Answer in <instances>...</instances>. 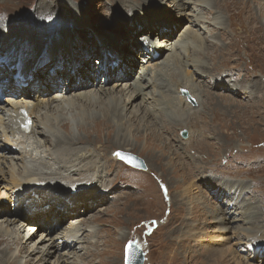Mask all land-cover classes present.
<instances>
[{
	"label": "bare ground",
	"instance_id": "bare-ground-1",
	"mask_svg": "<svg viewBox=\"0 0 264 264\" xmlns=\"http://www.w3.org/2000/svg\"><path fill=\"white\" fill-rule=\"evenodd\" d=\"M125 1L133 2V0H111L110 12H118L120 7L126 3ZM191 1H193L191 3L195 4L197 7V9H195V7L192 8L194 13L191 14L187 13V8H184L182 5H179L180 7L178 3L174 5L177 10L179 9L181 11V13H179L180 17H178L179 20L186 18L188 21L187 27L183 30V33L180 34L181 37L179 36L176 41L170 40L169 36L172 37V35L175 34V31L172 29L179 27V24L175 23V20L167 14L164 15L165 18L163 15L158 17L161 8L164 6L168 8L169 12L176 11L168 7V4L160 5L157 2H153V5L149 7L151 9H147V4L144 5L146 0H139V2L136 0L135 4L138 5L137 8L130 5L132 15H125V13H120L119 11L120 15L123 17L118 18L119 15L116 17L105 16L103 21H97V26L101 28L99 31H102L101 35L97 34L98 37H101L99 39L95 37L92 38V36H90L89 39L77 36L78 34L87 36L85 30H80L78 33H75V35L73 33V35H66L65 38H59L56 45L53 44V46L46 50L51 54V62L54 61L55 63L59 61L57 59L58 57L61 58L63 55H67L68 59H65L63 63L66 69L55 68L52 72L47 71L46 74L41 72L44 70L35 71V69H32L33 79L30 82L28 81V85L22 87L21 85L15 86L13 79H10L8 76V74H10L9 71L14 72L10 68V65L17 60H13L10 64L5 61V58L11 59L15 56L13 53L15 48L4 50L6 48L0 47L1 87L7 95H13L12 97L15 98V100H10L8 102H0V183L6 181L10 191L9 193H0V214H5V219L0 222L7 223L6 229L2 224L0 225V244L1 242L3 243V241H7V244L12 245V247L17 243H23L29 246V249L25 247L29 252L26 251L24 254L18 252L17 255L12 256L11 260H8V250L3 248L0 250L2 255H0V264H31V261L34 259L32 257L37 255H41L40 257H44L43 259H46V261L50 259L53 260L55 257L49 264H82L83 261H89L86 260V256H90L91 259L93 249L90 245L83 248L85 249L82 255L84 260L81 255H78V245L83 241H87L88 244L96 246V242L89 243L90 240H88L96 228L91 226L90 233L85 234V231H88V225L83 226L85 221L80 219L82 214H80L81 212L78 213V210L84 209L82 211L85 212L86 208L88 210L95 209L99 203L106 201L105 195L110 194L115 188L117 190L119 187H116V178H110V175L107 173L105 176L102 175V168L107 165V160L103 163L100 159L97 160L95 158V152L99 150L103 151L106 158H108V148L104 147V145H102L103 143H101L103 140L101 139V141H99L98 139L94 140L88 137L84 139L75 135V133L69 131L70 123L69 121H65L66 117L63 119L62 124L61 120L53 119L54 113L60 108L63 109L59 110V113L62 115L65 113L67 114L69 109L74 107L80 109L79 117L81 120L77 125V129L79 131H84L85 134L87 133L86 130L89 124L96 123V131L98 133H101L102 128L103 130L107 129L109 132H114L113 137H115L117 142L116 146L124 145L127 147L126 149L130 150L133 146L135 147V145L143 141V146L140 147L144 149L149 148L150 150L154 148L152 152L155 155V160H159V158L163 157L165 158V156H163L165 153L162 149L160 154L156 152L157 149L159 150L160 148L158 145H155L156 142L154 138L156 137L157 141L161 142L164 139L165 142L163 141V143L167 145L173 153V156H169V158L171 157V162L176 160L178 166L181 164V167L186 162L193 163V167L189 171L192 178L198 175L205 177L207 171L212 170V172L210 171V173L207 174L208 176L205 179V183L213 192L211 193L212 198L208 196L210 202L206 199L204 202H207L209 206L212 207L207 210V214L210 213V215H208L210 219H212L211 216L216 214L217 224L224 233V236L228 237L217 240L216 246H211L205 254L202 253V250H204V246H202V249L199 248L198 252H196L197 257L200 258V255L204 254L206 255V259L216 258L225 263L230 260L228 256H235L237 247H241L245 242L249 247L253 245L254 249L251 252L247 249L248 254L246 256L242 255L240 252L241 261L244 264H253L250 263V261L255 262L259 260L264 263V204L259 203V205H255L253 202H256V199L246 200L245 196L243 198V195L248 191L244 188L246 183H232L230 181L227 183H220L216 178L211 179L210 175L216 170L212 167L213 159L195 148L196 146L199 147L201 142L208 138L209 128L206 125L205 118L208 116L203 113L206 105H208V108L212 107V98L215 97L223 105L228 104L231 106L234 103V98H237L234 95L235 93L238 95L246 94L247 96H251L255 91L253 88V81L259 78L255 76L256 73L254 71L249 69L246 70L244 78L240 75L234 77V74H231L232 79L236 81L232 89H228L230 84H228V86L227 84H218L219 87L222 85L225 87V90H222L224 93H213L205 88L203 89L200 82L198 84L194 81L195 77L198 75V71H203V69L210 67L217 68L224 66L227 56L232 52L235 53L234 60L242 61L244 55L249 53V48L259 49L257 43H255L256 41L259 40V44H264V37L253 29L249 18V12L247 11L249 7L252 10L255 9L253 7L255 2L264 4V0ZM208 1L210 2L208 5L204 4ZM50 2L51 1H48V3L46 2L48 4L46 8L48 9V14L53 17L49 16L52 21H46L48 23L53 21H66L68 17L67 10L66 13H63V19H61L60 13L56 11L61 10V8L57 4L54 11V9L50 7ZM46 3L40 1V6L43 7ZM76 3L79 4L80 7L87 6L89 9L91 8L90 3ZM76 7L78 6H67L71 11L70 18L72 19L75 15L81 23L84 20L83 24L86 26L89 25L87 20L81 16V13L84 15L86 13L82 10H78ZM47 9L45 10L46 12ZM64 9L65 7L62 6L63 11ZM262 9V11H264V8ZM217 12H220L221 15H216ZM203 14H206L208 19H206ZM222 15L226 18L227 28H221L222 30L217 32L214 26V29H211L210 33L214 37L213 39L221 37L224 40H231L227 45H220L218 42L202 36L201 31H204V27L200 26V28L197 29V25H200V23L203 24V26L207 24L208 27L220 25L222 22ZM90 17L91 15H89V18ZM114 18H116L119 23H121L120 20L122 19L126 26H133V33L145 27L149 31L143 35L144 37L140 38L139 43L136 42L140 47V51L136 53H139V58L140 55H142L143 58L142 62L138 61L139 69L136 75L130 72L131 68H134L136 65L137 58L135 55L133 58L126 57L127 60L125 58L123 62H120L118 66L115 65L114 67L112 65L109 66V63L114 59H110L106 54L103 59L104 64L101 67H95V65L91 66L93 57L96 55L95 52L97 51L101 54V50L104 47L113 48L117 58L120 60L123 59V52L118 51V49H120L119 44L120 41L128 38L120 35L118 40V38H116L117 36L114 35L110 37L104 36V33H106L105 30L108 31V29L115 28L113 24ZM39 21L47 28L51 26L40 19ZM72 22L73 21L69 24ZM61 25L65 24L61 23ZM61 25H54L49 33L55 32V29L58 32H63L65 30H70L72 27L68 25L56 28ZM155 30L159 31V36L157 35V37L152 36ZM233 31L234 36L231 34ZM25 32H22L19 37L17 34L10 35L12 37L16 35L15 39H17L18 42L26 40L29 42L33 41L32 44H35L37 38L30 40V37L25 35ZM122 32H125V30H122ZM122 32H120V34H122ZM38 36L47 39L42 41L40 43L41 45L56 40H49V37H47L49 35L46 33L38 34ZM128 36H131V34H128ZM35 37L37 36L35 35ZM146 39H149L150 45L153 48V53L145 51L144 42ZM14 42L15 40L12 42H4V40L0 39V46L5 45V43H7L9 47L14 46ZM115 42L118 44L116 45ZM12 43H14V45H12ZM199 43H202V45H199ZM230 43L232 44L231 49L228 46ZM93 45L97 50H92ZM127 45L134 47L136 44L130 41ZM233 46L236 47L234 48ZM18 47L16 51L22 53L27 58L26 63L34 58H30L34 53H29L28 51L24 52V49ZM196 47L200 48L197 49ZM190 48L196 50V56L201 55L202 59L208 57L212 61L210 60L211 62L208 63L206 61L195 63L197 58H191V55L187 54ZM36 51L38 52L37 49ZM85 51L88 52L89 58L84 57L83 52ZM5 53L7 56H5ZM131 55L133 56V54ZM178 60L183 61L186 69L189 65L193 64L189 62V60H193L195 70L191 71V74L187 70V74H184L183 70H179L181 74L174 75L175 61ZM72 61L76 64V68L74 69L71 65L74 71L67 70V68H69L68 63ZM45 65H47V62L43 63V66ZM90 69L91 73L89 72ZM107 76L109 78L117 76L120 77V79H125V84L122 86L123 94H114V87L112 89L105 88L107 82L103 84L100 83L102 82L100 78H107ZM179 77H182L185 81L178 80ZM23 79L24 78L21 77L20 80ZM65 80L70 83H67ZM222 82L226 83L227 81L224 80ZM120 84H122V82H120ZM99 85H101L100 89H96ZM211 85L213 87L214 84ZM32 86L36 89V94L31 92ZM15 88H19L18 91H14L13 89ZM55 88H60V93L63 91V95L57 93L51 98L47 97L49 94L48 92L53 91ZM185 88L188 97L181 94V90H185ZM68 92H70V96H67ZM226 92L231 93L225 94ZM189 98L194 99L199 104V107L194 108ZM9 99L11 98L9 97ZM104 103H108L106 105H112L115 113L114 117L108 114V108ZM24 105L29 108L31 114L35 118L34 125L28 133L19 132L13 126V112H17L18 108ZM214 106L216 107L217 114V108L221 105L216 103ZM131 108H136V110H132V118L139 117L138 113L141 111L140 113H145L147 116L149 114L155 119V122L151 119L147 123H144V126L148 123L151 124L147 125L145 128H140L141 124L136 125V132L138 131V133H140L143 130L145 132L143 135L131 132L132 129L126 125L125 117ZM50 112L51 114H49ZM97 113L100 114L98 115ZM97 117H99V119L102 118L104 122H95ZM62 128H64L65 131L68 130V135L66 137L61 135L60 130ZM188 128L191 130L190 136L185 142H181L179 138L180 132ZM148 130L150 131L148 132ZM129 133H133L132 137L137 144L131 145L128 143L127 134ZM2 138L4 140H2ZM43 143L44 145L47 143L52 150H44L45 146ZM80 143L90 145L92 147L91 150L87 151L88 148L84 146L81 147L79 152H74L76 150L75 148H72L71 151L68 149L69 152L62 151L64 145L72 146ZM128 145H131V147ZM157 146L158 148H156ZM8 152H16V154L9 156L6 154ZM197 153H201V156L197 157ZM117 160L118 159H115V161ZM148 161H150L149 158ZM170 161L164 162V166L166 165L168 168V163H170ZM149 165V174L152 177L151 181L153 183L151 191L154 192V195L146 194V197L151 196L152 203L150 206H152L155 203L154 196L156 192V184L154 182L157 183L161 192H163L162 189L165 185L168 194L170 192L169 185L165 182L166 180L163 181L164 179L161 178V174L156 172V170L158 171V167L156 168L150 162ZM115 167V164L111 166L112 169ZM172 168L174 167L172 166ZM254 169L258 170L259 166ZM181 170H186V168H181ZM108 172L110 173V170H108ZM103 183L108 184L106 186L108 189L104 194L101 191ZM261 185L263 187L262 190H264V182ZM2 187L4 188V186ZM84 187H88L87 190H83ZM224 187L226 188L225 192H223ZM144 188H146V186ZM147 189H149L148 186ZM1 190L2 189H0V191ZM205 190H207V188H205ZM213 197H217V201L221 203V205H213V203H215ZM160 199L162 200V198ZM220 199L221 201H219ZM163 202V213L167 212L166 221L162 223L163 227H165L170 224L169 215L172 212L174 203H172L171 196H169L168 199L164 196ZM185 207L187 209V204H185ZM178 210L184 211V205L179 206ZM233 213L241 215L240 217L238 216L239 218L231 217ZM71 215H75V219L78 220L65 225L63 229L59 231L60 233L54 236V232L59 230L60 220L64 219V221H66ZM154 218L158 219L157 217L147 218L142 221L141 227L132 228L133 230L136 228L135 231H138L145 241L149 239L144 233V228H146L150 220H154ZM237 219L239 222H242V224H248L249 227H243L237 224V228H235L233 232L237 239L233 245L234 250H232L227 246V243L233 238V236L229 237V233H231L233 229L232 224H234ZM37 220L40 221L38 229L42 230V234L38 239H36L37 233L34 232L32 228L27 227ZM47 220H49V222H47L48 224H46ZM8 225H13L15 228L12 235H10L12 231L8 229ZM31 227L36 226L31 225ZM21 229H26L27 233L23 234ZM4 233L7 235V238H4L6 237ZM197 245H199V243H197ZM220 246H225L227 249L223 248L219 250L218 248ZM62 247H65L66 250L63 251L61 249ZM72 254L73 258H70ZM252 254H254L257 259H252L254 257ZM258 255H262L263 257H259ZM21 256L26 260L20 261L19 258ZM47 256L50 258L47 259Z\"/></svg>",
	"mask_w": 264,
	"mask_h": 264
},
{
	"label": "rangeland",
	"instance_id": "rangeland-1",
	"mask_svg": "<svg viewBox=\"0 0 264 264\" xmlns=\"http://www.w3.org/2000/svg\"><path fill=\"white\" fill-rule=\"evenodd\" d=\"M40 1H44L45 3L51 1L50 7L53 8L54 11H55V6H57L58 4L61 10H56V11L60 13L61 19H63V13H66L67 10L68 13L67 20L59 21V22L53 21L51 23H48L46 20L52 21L51 17L53 16L48 14V9L46 8L48 4L46 3L43 5V7H41ZM135 1L136 0H133V2L125 1L126 3L120 7L118 12L111 13L112 12V11L110 12L111 0H93V1L92 0H54V1L53 0H0V39L4 40V42L5 41L12 42L15 40L14 42L15 45L14 43H12V45L14 46L9 47L7 43H5V45L0 47L6 48L4 50H9V49L11 50L12 48L17 49V47L19 46L18 48L24 49V52L28 51L29 53H34V55H31L30 57V58L34 57L30 62L39 60L40 63L38 68L36 66L33 67L32 69H35V71L44 70L41 71L43 74H46L47 71L52 72L55 68L66 69L63 66V63L65 62V59H68V56L63 55L61 58L59 57L57 58L59 61H57L56 63L54 61L51 62L52 61L51 54L48 53L46 49L53 46V44L56 45V43H58L59 38L61 39L65 38L66 35H73V33L75 35V33H78L80 30H85L87 32V36H83L81 34L77 35V36H81V38L84 37L89 39L90 36H92V38L95 37L96 39L101 38L97 36V34L101 35L102 32L99 31V29L101 28L97 26V21H103V18L105 16L116 17L119 15L118 18H121L123 16H121L120 13H125V15H132L130 5H133L137 8L138 5L135 4ZM76 2L90 3L91 8L89 9L87 6L80 7V5L77 4ZM137 2H139V0H137ZM153 2L154 3L157 2L160 5L168 4L169 5L168 7H171L173 10L176 11V12L174 11L169 12L168 8L164 6L161 8V12L158 14V17H160L161 15H163L164 17V15L167 14L175 20V23L179 24V27H177L176 29L175 28L172 29L175 31V34L172 35V37L169 36L170 40L172 39L176 41L179 38V36L181 37L180 34L183 33V30H185V28L187 27L186 25L188 21L186 18H184L183 20L182 19L179 20L178 17H180L179 13H181V11L179 9L177 10V8H175L174 5H176L177 3L178 6L182 5L184 8H187L186 12L189 14L194 13L192 11L193 10L192 8L195 7V9H197V7L195 6V4L191 3L193 2L191 0H177V1L146 0V3L144 5L147 4V9H151L149 7L153 5ZM209 3L210 2L208 1L204 4L208 5ZM74 5L79 7V8L76 7L78 10H82L83 12L86 13L85 15L81 13V16L87 20L89 25L87 26L84 25L83 24L84 20L81 23L80 20L75 15L73 16L72 19L70 18L71 11L70 8H67V6L72 7ZM62 6L65 7L64 11L62 10ZM253 7L255 8L253 10L250 7L247 8L252 27L259 35L264 37V15H263L264 11H262L263 10L262 8H264V4H259L258 2H255ZM46 9L47 12L45 11ZM89 15H91L90 18ZM216 15H221V13L217 12ZM203 16L206 19H208V16L206 14H203ZM39 19L41 21H44L47 25H51V26L48 28L45 25L43 26V24L40 23ZM221 19L222 22L220 23V25H212L208 27L207 24L206 26H203V24L200 23V25H197V29L200 28V26L204 27V31H201L202 36L207 37L212 41H216L220 45H227L228 42L231 40L229 39L224 40L221 37H217L216 39H213L214 37L210 33V30L214 29V26L217 32L227 28V21L225 16L222 15ZM70 20L73 21L71 24H69L71 22ZM120 22L121 23H119L118 20L114 18L113 24L115 28L108 29V31L105 30L106 33H104V36L110 37L114 35L117 36L116 38H118V40L120 35L128 38L120 41L119 44L120 49H118V51L123 52L122 53L123 59L121 60V62H123V60H125L126 57L133 58L134 55L136 56L137 58L136 65L134 68H131L130 70L131 74L136 75L139 69L138 64L140 62V58L138 57L139 54L136 53L140 51V47L137 45L136 42L139 43L140 38L144 37L143 35L149 31L145 27L144 29H140L138 32L133 33L132 32V29H134L133 26L130 27L126 26V24L123 22L122 19L120 20ZM61 23H64L65 25H61ZM54 25L55 26L61 25L56 28H60L68 25L72 27L70 30L63 31L64 33L61 31L58 32L56 29L55 32L49 33L51 31L50 29ZM122 30H125L126 33L122 32ZM22 32H25V35L30 37V40L37 38L36 39L37 42L35 44H32L33 41L29 42L26 40H22L18 42V40L15 39L16 35H14L15 37L14 36L12 37L10 35V34H17V36L19 37ZM120 32H122V34H120ZM158 32L159 31L155 30L152 33V36L154 37H157V35L159 36ZM43 33L49 35L47 36L49 37V40L50 39H54V40L56 39V40L53 42L49 41L48 43L41 45L40 43L42 41L47 40L46 38H42L41 36H38V34H43ZM61 33L63 36L61 35ZM128 34H131L132 37L128 36ZM231 34L234 36V31ZM35 35L37 37H35ZM130 41L135 43L136 45L134 47L127 45V43H129ZM255 43H257L259 49L249 48V53L244 55L242 61L234 60L233 58L235 53L232 52L230 55L227 56L226 64L224 66H220L217 68L210 67L207 69H203V71H198V75L197 77H195L194 81L198 84L200 82L203 89L205 88L213 93H224L222 91L225 90L224 89L225 87L223 86L224 84L225 85L227 84V86L228 84H230L228 89L229 90L232 89L233 84L236 83V81L232 79L231 74H234V77H238L240 75L241 77L244 78L247 69L254 71L256 73L255 76H258L257 78L259 79L253 81L254 83L253 88L255 91L251 96H247L246 94L238 95L237 93H235L234 95L237 98H234V103L231 106L228 104L223 105L215 97H213L214 99L212 98V107L208 108V105H206L205 106L206 108H204L205 110L203 113L204 115L208 116L205 117L206 125L209 128L208 138L205 141H202L199 147L196 146L195 148L199 149L204 154L209 155L213 159L212 167L215 168L216 170L214 171V173L210 175L211 179L216 178V180H218V182L220 183L222 182L227 183L229 181L232 183L233 182L246 183L244 188L248 190L247 191L248 194L246 193L245 195H243V198L245 196L246 200L256 199V202L253 203H255V205H259V203L264 204V190H262L263 187L261 185L264 182V44H259V40L256 41ZM115 44L117 45L118 43L115 42ZM199 45H202V43H199ZM228 46L230 49L232 48L231 43ZM233 47L235 48L236 46ZM35 48L38 50V52L36 51ZM196 48L199 49L200 47H196ZM92 50L93 51L97 50L94 47V45ZM83 53H84V57L89 58L88 52L85 51ZM95 53L96 55H94L93 57L91 66L95 65V67H97L99 66L95 62L96 61L95 59L98 58L97 51ZM131 54H133V56ZM187 54L191 55V58H195V59L197 58L195 63H201L204 61L208 63L212 61L208 57H204L202 59L201 55L196 56V50L194 48H190ZM45 62H47V65L43 66V63ZM72 62L74 63V61ZM72 62L68 63L69 68H67V70H72L71 65L73 66L75 64V63L73 64ZM189 62L194 64L193 60H189ZM193 64L189 65V67L186 69L182 60L175 61L174 75L181 74L179 70H183L184 74H187L186 73L187 70L191 74V71L195 70V66ZM89 72L91 73V69ZM9 73L10 74H8V76L10 77V79H13L12 78L13 72L9 71ZM103 78L106 77H101L100 78L101 81H103L102 80ZM106 79L107 80L105 82H107V84L105 88L112 89L114 87L113 89L114 94H118V95L123 94L122 86H124L125 84L124 82L125 79H120V77L117 76H112L111 78L107 76ZM31 80L32 79H27V81L29 82ZM178 80L185 81L182 77H179ZM224 80H226L227 82L226 83L222 82ZM66 82L70 83L69 81ZM120 82H122V84H120ZM211 84H214L213 87ZM218 84H223V85L219 87ZM98 88L100 89V87H97L96 89ZM61 89L63 90L62 87ZM61 89L60 88L53 89V91L48 92L49 94L47 95V97L51 98L57 93L63 95V91L60 93ZM185 91L186 88L185 90L184 89L181 90V94L186 95L188 97ZM31 92L36 93V89L33 86ZM229 93L231 92H226L225 94H229ZM68 95L70 96V92L67 93V96ZM8 101H9V97L7 96L4 97V99L2 100V102H8ZM189 101L192 103L194 108L199 107V104L194 99L189 98ZM216 103L218 105H221L219 106V108H217L218 109L217 114H216V107L214 106V104ZM104 104L108 108L107 110L108 114L114 117L115 113L113 111L112 105H106L108 103H104ZM59 110H63V109L60 108ZM59 110L54 113L53 119L61 120V124H62L63 119L66 117L65 121H69L70 128L73 130L72 131L69 128V131L75 133V135H78L84 139L88 137L89 139H94V140L98 139L99 141H101V139L103 140L101 143H103L102 145H104V147L108 148V152H109L107 154L108 158H106L104 152L100 150L95 152V158L97 160L100 159V161L103 163L105 162V160H107L106 162L107 165L103 166L102 168V175L105 176L107 173L108 175H110V178H116L117 179L116 187L117 186L119 187L117 190L115 188V190L110 192V194L105 195L106 201L99 203L95 209L88 210L86 208L85 212L82 211L84 209L78 210V213L81 212L80 214H82L80 219H83L85 221V224L83 226L88 225L87 227L88 231L86 230L85 234L90 233L89 231L91 230V226H94V228H96L93 234L90 235V237L88 238V240H90L89 243L96 242L97 243L96 246L88 244L87 241H83L78 245L79 246L78 255L81 256L85 252V249L83 248L84 247L86 248L87 245L88 246L90 245V247L93 249L92 251L93 254L91 256V259L90 256L89 257L86 256L87 258L86 260L89 261H83L82 264H125L126 246L129 241L136 242L144 251L145 254L144 264H165V263L166 264L169 263L170 264H203V263L204 264H244L241 261L239 253L241 252V254L244 256L248 254L247 249L250 250V247L248 244L246 245L245 242L242 245L240 244L241 247L240 246L237 247L238 254L235 253L236 257L234 255L228 256L230 260H228V262L225 263L220 260H217L216 258L206 259V255H204L205 252L211 248V246H216L217 240L219 239L221 240L225 237H228V236H224V233L221 231L219 225L217 224L218 222L216 220V214H214V216H211L212 219H210V217L208 216L210 215V213L207 214L208 212L207 210L212 207H210L207 202H204L205 199L209 201L208 196L210 197L212 196L211 195L212 191L205 183V179L208 176L207 174L210 173V171L212 172V170L207 171L205 177H203L202 175H198L195 178H192L190 176L189 171L192 169L193 163L186 162L181 167V164L178 166L176 160H174V162H171L170 161L171 157L169 158V156H173V153L169 149V147L163 143L164 141L163 138H162L163 139L162 142L157 141L154 135L155 137L154 140L156 142L155 145H158L160 148L159 150L157 149L156 152L160 154L162 149V151L165 153V155H163L165 156V158L163 157V158H159V160H155V155L152 152L154 148H151L150 150L149 148L144 149L140 147L143 146L142 143L143 141L141 142L142 144L141 143L137 144L132 137L133 133L127 134L129 140L128 143L131 145H135V144L137 145H135V147L133 146V148L129 150L126 149L127 147L124 145L116 146L117 142L115 140V137H113L114 136L113 131L109 132L107 129L103 130L102 128L101 133H98L96 131L97 130L96 123L89 124L86 130L87 132L86 134L84 133V131H79L77 129V125L81 120L79 117L80 109L76 107L70 108L67 114L66 113L62 114L63 116L61 115V113H59ZM132 110H136V108L135 109L131 108L127 112V115L125 117L126 125L127 127H130L132 129L131 132H136L137 128L135 129V127L138 124H141L140 128H145L147 125H151V124L148 123L145 124L144 126V123H147L151 119L153 120V122H155V119L152 118L151 115L148 114L149 116L148 117L147 115H145V113H140L141 111H139L138 113L139 117L132 118ZM49 114H51V112ZM97 114L99 115L100 113ZM69 118H73V119H69ZM95 122L102 123L104 121L102 118L99 119V117H97ZM149 131L150 130H148V132ZM183 131H187V134L184 135ZM183 131H181L179 135L181 142H185V140L189 138L191 130L188 128ZM60 132L63 137H66L68 135V130L65 131L64 128H62ZM144 133L145 132L143 130L140 133H138V131L136 132V134H141V135H143ZM2 140L4 139L2 138ZM107 140H110L111 142ZM131 145L128 146L131 147ZM44 146H45L44 150L46 149H47L46 151L52 150V148H49V145L47 143H45ZM84 146L88 148L87 151H90L92 148L90 145L86 143L85 144L80 143L72 146L64 145L62 147V151L64 150L65 152H69V150L71 151L72 148H75L76 150L74 152H79L81 147ZM158 146L156 148H158ZM118 150H122L124 152H131L143 158L146 164V168H139L133 166L127 163L126 161H124L123 159H120V157L117 155ZM6 154L11 156L12 154H16V152H8ZM196 156L200 157L201 153H197ZM148 158L150 159V161H148ZM115 159L118 160L115 161ZM169 161L170 163H168V168H167L166 165L164 166V162H169ZM149 162L156 168L158 167L157 168L158 171L156 170V172L161 174L162 176L161 178L164 179L163 181L166 180L165 182L168 183L169 192H170L169 195L166 185L164 183L163 184L165 186H163L162 189L163 192H161L157 183L154 182L156 184V192L154 196L155 203L152 206H150L152 203L151 196L146 197V194L154 195L153 194L154 192L151 191V189L153 188V183L151 181L152 177L149 174L150 172ZM113 164L116 165L114 169L111 168ZM172 166L174 168H172ZM257 166H259V169L258 170L254 169ZM181 168H186V170L182 171ZM108 170H110V173L108 172ZM107 185L108 184L103 183V186L101 188L103 194L108 189L106 188ZM2 186H4V188ZM145 186L146 188H144ZM147 186L149 187V189H147ZM204 187L207 188V190H205ZM87 188L88 187H84L83 190H87ZM0 189H2L0 193L10 192L8 189V185L6 184V181L0 183ZM225 190L226 188L224 187L223 192H225ZM158 196L162 198V200ZM164 196L167 199L169 198V196H171V199L173 201L172 203H174L172 212L169 215L170 224L166 225L165 227H163L162 224L166 221V217H167V212L163 213ZM214 200L215 203H213V205L214 204L221 205V203H219L215 198ZM185 204H187V209L185 207ZM181 205H184V211L178 210V207ZM4 215L5 214L2 215L0 214V217H2L0 218L1 219L0 221L5 219ZM240 215L241 214L233 213L231 214V217L239 218ZM75 217H76L75 215H71L68 217L66 221H64V219L60 220V222L63 225L58 228L59 230H56L54 232V236H57L60 233L59 231H61L65 225L69 224L72 221H77L78 219H75ZM150 217H157L158 219L154 218V220H150L148 226L144 228V233L149 239L148 241H145V239H143V236L140 235L138 231H135L136 228L135 230H133L132 228L141 227L142 221ZM47 222H49V220H47ZM39 223L40 221L37 220L35 221V223L31 224L36 227H31V225L27 226L32 228L34 232L37 233L36 239H38L42 234V230L38 229ZM1 224L4 226V228L7 226V223L0 222V225ZM237 224H240V226L243 227H249L248 224H242V222H239L238 219L234 222V224H232L233 226L231 225L233 229L231 233H229V237L233 236V238L230 239V242L227 243V246H229V248H231L232 250H234L233 245L235 244L237 239L235 238V234H233L235 228H237ZM8 229L12 231L10 232V235H12L13 231L15 230L13 225H8ZM21 232L23 234L27 233L26 229L25 230L21 229ZM4 236H6L4 238H7V235H5V233ZM197 243H199V245H197ZM27 246L26 244L24 245L23 243L22 244L17 243L14 244V246L12 247V245L7 244V241H3V243L1 242L0 244V250H2L3 248L7 249L8 260H11L12 256L17 255L18 252H21L22 254H24L26 251L29 252L28 250H26V248L29 249V246L28 247ZM202 246H204L205 251L202 250V253L204 254H201L199 258L197 257L196 252H198L199 248L202 249ZM10 247L12 248L9 249ZM23 247L26 248L24 249ZM223 248H225V246H220L218 249L221 250ZM61 249L63 251L66 250L65 247H62ZM251 251L252 250H250L249 252ZM40 256L37 255L32 257L34 259L31 261V264H49L51 261L55 259L54 257L53 260L50 259L49 261H46V259H43L44 257L41 258ZM72 256L73 254L70 256V258H73ZM258 256L263 257L262 255H258ZM50 257L47 256L46 258L48 259ZM83 258L84 257L82 256V259ZM19 259L20 261L26 260L23 256H21ZM250 263L264 264L260 260L255 262L250 261Z\"/></svg>",
	"mask_w": 264,
	"mask_h": 264
},
{
	"label": "water",
	"instance_id": "water-1",
	"mask_svg": "<svg viewBox=\"0 0 264 264\" xmlns=\"http://www.w3.org/2000/svg\"><path fill=\"white\" fill-rule=\"evenodd\" d=\"M183 134L186 135L187 131H183ZM118 156L125 160L127 163L139 167L146 168V164L143 158L131 152H124L122 150L117 151ZM126 257L125 264H144L145 254L142 248L134 241H129L126 246Z\"/></svg>",
	"mask_w": 264,
	"mask_h": 264
}]
</instances>
